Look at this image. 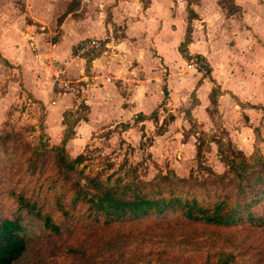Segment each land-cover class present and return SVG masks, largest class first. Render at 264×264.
Here are the masks:
<instances>
[{"label":"crops","instance_id":"obj_1","mask_svg":"<svg viewBox=\"0 0 264 264\" xmlns=\"http://www.w3.org/2000/svg\"><path fill=\"white\" fill-rule=\"evenodd\" d=\"M218 2L40 0L45 11L36 22L41 26L26 25L22 31L25 42L19 41L18 33L15 34L18 26L13 16L0 18V59L6 66H20L22 86L36 101L46 104L54 97L48 117L50 113L62 116L83 102L84 118L77 116L66 149L73 137L86 142L92 133L118 124L122 125V138L128 142L130 133L137 136L131 142L133 146L146 131L143 125L157 122L156 110L168 91L173 98L190 92L189 99L184 101L182 118L192 125L185 115L188 110L198 130L209 135L223 128L230 131L226 122L229 110L249 118V124L242 126L241 131L250 129L252 116L260 111L258 123L251 125L255 142L259 123L264 121V43L240 42L245 44V51L231 50L224 38L228 19ZM257 4H263L264 14V0H258ZM59 7L60 14L56 13L59 21L46 22L45 14L48 16V12ZM87 37L98 38L101 50L92 57L71 58L78 42ZM16 43L20 44L18 48ZM193 54L205 56L210 62L207 76L185 73V62ZM58 67H64L65 79L87 85L84 99L72 91L58 97L62 93L53 84ZM173 104L174 101L169 102L170 106ZM210 104H216L224 119L222 123L210 117ZM178 117L170 113L169 120ZM187 122L183 121V126L189 128ZM60 123L64 130L63 116ZM162 129L156 135L162 136L166 130ZM52 130L47 126L50 136L57 135ZM63 132H58L54 144L60 143Z\"/></svg>","mask_w":264,"mask_h":264},{"label":"rangeland","instance_id":"obj_2","mask_svg":"<svg viewBox=\"0 0 264 264\" xmlns=\"http://www.w3.org/2000/svg\"><path fill=\"white\" fill-rule=\"evenodd\" d=\"M257 1L219 0L224 17L228 19L224 38L231 50L245 51V44L240 42L264 43V14L261 12L263 4L259 6ZM44 11L40 0H2V4L0 3V18L13 16L18 26L15 34L17 32L18 40L24 39V42L26 39L22 31L26 25L32 23H36L37 27L41 26L36 21L43 18ZM56 13L60 14V7L48 12V16L45 14L46 22L59 21ZM51 37L54 36H48L49 39ZM27 41V47H30V41ZM15 45L16 48L20 46L19 43ZM205 59L210 69L211 64L206 57ZM184 68L185 73L200 75L196 70L188 68L186 62ZM87 88L80 81H69L68 88L59 89L58 93L62 94L58 97L63 96V92L66 94L72 91L80 99H84L82 96L86 95ZM168 93L156 110L157 122L150 121L148 126L144 124L143 129L146 131L133 146L131 142L137 136L130 133L127 138L131 142L122 138L120 124L92 133L86 142H79L75 137L69 140V155L84 156L74 172V177L79 179L81 185L87 186L86 177L104 180L124 163L134 165L139 177L144 180L151 179L159 170L165 172L168 169L181 177H187L192 170L197 177H207L208 171L200 168L199 163L210 167L215 173H222L226 170V165L218 152L216 140H219L221 151L227 155L243 147L242 151L250 156L255 146L264 156V121L259 123L255 142L251 127L258 123L260 111L252 116L250 129L241 131L242 126L249 124V118L245 119L243 114L235 115L234 111L229 110L226 122L230 131L223 128L211 137L199 136L198 133L195 134L198 125L189 126L182 118L184 101L185 98L189 99L190 92L174 98L170 91ZM53 101L54 97L46 104L36 101L22 86L20 66H6L0 59V134L11 133L7 137V154L0 151V177L3 180L0 186L3 189L0 190V217H5L13 206L10 197L6 196V190L12 184L11 180L22 172L21 164L29 149L35 147L41 138L48 146H53L54 141L59 138L58 132L65 130L61 128L62 116L63 119L74 120L85 113L81 102L78 108H71L62 116L50 113L48 117L47 112ZM173 101V106H170L169 102ZM222 105L226 106L223 103ZM69 113H73L72 116ZM170 113L179 117L170 121ZM208 113L216 122L224 121L222 115L218 114L216 104H210ZM183 121L187 122L189 128L183 126ZM169 125H172L171 128ZM47 126H51L57 135L55 133L50 136L46 131ZM160 128L166 129L162 136L156 135ZM248 133H251V139ZM198 143L201 148L199 160L196 158ZM45 160V167L50 170L52 156L47 154ZM69 248L77 251L67 253ZM226 252L230 255L229 264H264V228L241 226L224 229L183 223H146L140 226L120 224L102 229L87 224L84 227H69L61 235H51L33 242L28 256L18 264H221L222 255L228 258Z\"/></svg>","mask_w":264,"mask_h":264},{"label":"trees","instance_id":"obj_3","mask_svg":"<svg viewBox=\"0 0 264 264\" xmlns=\"http://www.w3.org/2000/svg\"><path fill=\"white\" fill-rule=\"evenodd\" d=\"M185 115L192 127L196 126L188 110ZM78 118H65L66 128L60 143L48 146L41 138L30 148L22 161V172L11 180L6 196L13 206L5 217H0V264H18L28 256L33 242L87 224L102 229L146 223L264 228V156L258 147L254 146L250 156L238 149L227 155L216 140L226 170L215 173L199 163L200 168L208 171L207 177H197L193 170L187 177H181L168 169L144 180L134 165L124 163L104 180L86 177L87 186H83L74 172L84 156L71 157L66 149ZM195 132L199 136H212L198 129ZM9 135L0 134V151L5 154ZM200 149L198 143V160ZM47 154L52 156L49 171L45 167ZM2 182L0 177V186ZM75 251L69 248L66 252ZM226 254L228 258L220 257L221 264L231 262Z\"/></svg>","mask_w":264,"mask_h":264},{"label":"built area","instance_id":"obj_4","mask_svg":"<svg viewBox=\"0 0 264 264\" xmlns=\"http://www.w3.org/2000/svg\"><path fill=\"white\" fill-rule=\"evenodd\" d=\"M101 50V42L96 37H87L78 42L77 46L71 53V58L81 59L96 55ZM188 68L196 70L200 76L205 77L208 74V63L202 55L193 54L186 61ZM109 81L110 78L106 77ZM54 86L59 89H66L69 87V80L64 78V67H58L55 72Z\"/></svg>","mask_w":264,"mask_h":264}]
</instances>
